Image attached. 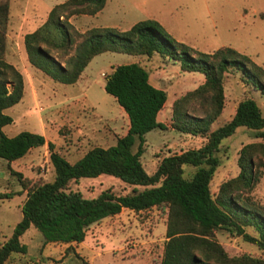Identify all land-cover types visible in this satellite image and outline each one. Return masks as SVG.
<instances>
[{"label": "trees", "instance_id": "obj_1", "mask_svg": "<svg viewBox=\"0 0 264 264\" xmlns=\"http://www.w3.org/2000/svg\"><path fill=\"white\" fill-rule=\"evenodd\" d=\"M104 3L105 0H65L52 6L45 20L23 35L27 62L52 80L68 85L102 52L147 57L157 53L167 57L177 62L180 70L198 72L203 77L196 87L171 102L170 127L193 136L204 135L205 141L199 147L161 157L151 174L144 171L140 162L144 134L165 129L156 116L166 95L150 84L147 71L138 63L115 65L103 77V90L114 98L128 121L126 132L114 144L93 146L68 162L41 134L22 130L6 136L1 127L12 119L3 111L21 98L23 79L3 56L8 3L0 0V158L10 162L46 143L53 169L52 179L45 182H30L10 170L25 197L20 205L21 218L11 235L0 243V264L11 253L28 250L20 236L30 226L40 234L35 231L40 245L78 243L84 239L87 227L103 217L123 208L140 211L152 207L165 209L164 240L157 264H264L262 256L229 255L215 238V231L224 229L264 253V208L248 197L258 179L259 166L264 168V142L243 144L236 158L237 174L219 183L215 195L210 191L218 165L216 153L223 139L241 126L252 137L264 140V114L251 98L239 100L231 117L211 128L223 107L224 73L239 70L247 83L264 93V68L231 47L210 53L195 50L174 40L154 19L138 20L125 30L104 26L81 33L67 21L72 14L93 15ZM49 49L58 52V57ZM61 56H66L64 63L59 61ZM186 166L193 168L187 175ZM98 174L119 178L132 186L130 192L115 195L105 189L93 198H84L68 187L71 180ZM15 194L20 191L0 193V199Z\"/></svg>", "mask_w": 264, "mask_h": 264}, {"label": "rangeland", "instance_id": "obj_2", "mask_svg": "<svg viewBox=\"0 0 264 264\" xmlns=\"http://www.w3.org/2000/svg\"><path fill=\"white\" fill-rule=\"evenodd\" d=\"M64 1L7 0L3 56L21 73L23 91L17 103L4 109L12 121L1 127L2 132L6 136L22 130L41 134L68 162L75 161L93 146L114 144L115 139L126 132L128 121L114 98L103 90V77L115 65L138 63L147 71L150 84L164 90L166 95L158 115L165 129H152L144 134V151L140 156L144 171L151 174L165 155L202 145L204 135L193 136L170 127V105L175 98L196 87L203 77L198 72L180 70L178 63L167 57L157 53L147 57L102 52L68 85L52 80L27 62L23 35L37 28L52 6ZM146 18L156 20L174 40L195 50L210 53L217 48L231 47L264 68V0H105L102 9L95 14H72L67 21L81 33L91 27L104 26L125 30ZM49 52L56 57L59 55L52 49ZM65 57H59V61L64 63ZM222 87L223 107L211 128L228 120L236 103L244 98L253 99L264 114V93L247 83L239 70L226 71ZM258 141L264 142L241 126L221 141L216 153L218 165L210 181L212 195L216 194L219 183L237 174L240 147ZM258 169V179L248 197L264 208V168L259 166ZM10 170L30 182L50 181L53 169L46 143L10 162L0 158V193L20 191L9 199H0V243L11 235L14 224L21 218L20 205L25 197L16 175ZM184 171L187 175L193 168L186 166ZM68 187L84 198H93L105 189L115 195L125 194L132 186L117 177L98 174L71 180ZM162 218L165 219V209L152 207L132 211L123 208L115 215L90 224L81 243L68 244L40 245L35 239L36 234H40L30 226L20 236V242L25 243L28 250L23 254L11 253L4 264H157L164 238ZM215 238L229 255L247 253L264 257L256 246L224 229L215 231Z\"/></svg>", "mask_w": 264, "mask_h": 264}, {"label": "crops", "instance_id": "obj_3", "mask_svg": "<svg viewBox=\"0 0 264 264\" xmlns=\"http://www.w3.org/2000/svg\"><path fill=\"white\" fill-rule=\"evenodd\" d=\"M162 109V108H161ZM158 115H159V112H158V114H157V116H156V118H157V120L159 121V119H158ZM123 209H121L120 211H122ZM163 220H164V218H162ZM164 223V222H163ZM162 240H164V238L162 239ZM54 244V243H52V242H48V243H46V244ZM73 243V242H72ZM78 243H81V242H78ZM57 244H68V243H57ZM160 248L162 249V245L160 246Z\"/></svg>", "mask_w": 264, "mask_h": 264}]
</instances>
